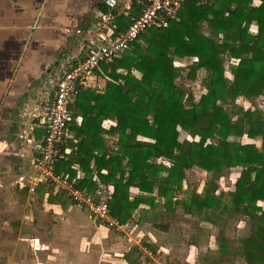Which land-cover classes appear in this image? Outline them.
I'll return each mask as SVG.
<instances>
[{
  "label": "trees",
  "instance_id": "16d2710c",
  "mask_svg": "<svg viewBox=\"0 0 264 264\" xmlns=\"http://www.w3.org/2000/svg\"><path fill=\"white\" fill-rule=\"evenodd\" d=\"M252 1L184 0L178 20L141 31L129 49L102 63L113 81L106 82L102 93L90 87L78 90L64 137V145L71 141L75 149L55 165L57 173L71 175L72 161L82 167L93 161L94 168L83 167L85 175L77 186L94 190V176L112 185L109 212L120 222L131 218L142 199L146 201L129 199L133 185L146 193L155 191L169 210L179 204L184 213L216 225V247L206 251L202 264H234L238 257L244 264H264V122L256 106L257 98L264 96V0L257 5ZM118 17L121 26L131 19ZM251 24L255 32L249 30ZM193 56L197 60L188 65L187 76L195 79L196 70L202 69L206 91L195 101L190 94L185 104L180 98L184 89L174 81L181 67L173 62ZM230 58L237 59L228 65L232 79L224 73ZM239 96L255 108L244 110L235 103ZM77 115L82 116L78 127ZM106 117L116 120L107 130L117 135L111 152L102 149L97 128ZM182 132L193 139H179ZM242 136L259 140V147L237 139ZM213 138L217 140L210 141ZM193 166L209 173L204 189L175 198ZM230 168H238L232 187L216 192L217 180ZM239 217L248 225L245 235L237 234ZM140 255L139 247L133 246L124 257L129 264H142Z\"/></svg>",
  "mask_w": 264,
  "mask_h": 264
},
{
  "label": "crops",
  "instance_id": "0c3cea01",
  "mask_svg": "<svg viewBox=\"0 0 264 264\" xmlns=\"http://www.w3.org/2000/svg\"><path fill=\"white\" fill-rule=\"evenodd\" d=\"M115 1L117 10L106 0H0V206L13 211L7 220H0L3 224L0 226V264H75L67 257L61 258L59 251L57 256L47 253L53 245L50 246L51 241L46 239L61 232V228L69 227L65 219L71 214L80 216L82 207L62 192L57 194L52 184L40 183L30 192L26 187H20L16 178L39 156L46 103L51 99L57 78L82 55L85 39L102 22V16L109 13L113 16L110 22L123 30L138 15V0ZM120 15L130 16V22L121 26ZM106 82L100 80L102 89L95 91L102 93ZM104 120H114L115 124L116 120L106 117L101 121V127H97L104 142L102 149L111 152L116 148L117 135H111L107 130L115 124L106 126ZM81 122L82 116L77 115L76 126ZM79 138L75 137L76 140ZM68 144L66 154L75 149L71 141ZM83 167L94 168L95 165L90 161L89 166L84 164ZM83 167L75 160L70 165L72 173L69 176L76 184L85 175ZM100 170L103 174L107 172L106 168ZM128 193L129 199L142 197L146 201L142 199L131 218L122 222L123 230L112 227V231L92 215L69 218L72 231L76 230L74 225L77 224L79 231H89L93 225L101 232L105 264H129L124 254L133 246L139 247L142 264H194L195 260L202 264L206 251L216 247V225L197 218H173L176 213L184 217L188 214L179 204L173 210L167 209L164 199L155 191L146 193L131 185ZM175 198L180 199L177 195ZM259 202L262 201H257L261 205ZM34 210L47 218H33ZM194 220L198 225L192 234L190 228ZM78 241L71 240L74 253L78 252ZM82 261L78 264H96L94 260Z\"/></svg>",
  "mask_w": 264,
  "mask_h": 264
},
{
  "label": "built area",
  "instance_id": "2783aa9c",
  "mask_svg": "<svg viewBox=\"0 0 264 264\" xmlns=\"http://www.w3.org/2000/svg\"><path fill=\"white\" fill-rule=\"evenodd\" d=\"M106 1L110 7L117 10L115 0ZM256 1L257 4L260 3V0ZM138 2L140 3L138 15L133 17L123 30L117 29L116 25L110 22L113 16L109 13L103 15L102 22H99L96 30L85 39L82 55L69 64L57 78L51 99L46 103L44 134L39 144V156L34 158L28 169L16 178V183L20 187H26L30 192H33L40 183L52 184L56 191L64 192L73 203L85 208L94 218L118 230H123L124 224L110 214L108 207L113 191L112 185L103 184L94 176L96 181L94 190L80 188L69 174L57 173L55 165L58 158L68 152L64 145V137L67 133V123L72 117L70 105L75 100L78 90L90 87L100 91L102 89L100 80L113 81L103 71L101 64L110 63L124 50L129 49L141 31L149 27H165L171 20H178V10L184 0H138ZM190 58L192 62L197 60L195 56ZM121 72L125 71L121 69ZM104 123L108 126L115 124V121L104 120Z\"/></svg>",
  "mask_w": 264,
  "mask_h": 264
},
{
  "label": "rangeland",
  "instance_id": "374dc122",
  "mask_svg": "<svg viewBox=\"0 0 264 264\" xmlns=\"http://www.w3.org/2000/svg\"><path fill=\"white\" fill-rule=\"evenodd\" d=\"M252 4H257V1L254 0L252 1ZM249 30L251 32H255V26L254 24H251L249 27ZM221 36V35H220ZM218 36V39H221V37ZM177 59L174 60V65L175 66H180V64H183V67L178 71L174 81L180 85L184 89V94H181L180 98H183V103H188V97L191 94L193 96L194 101L198 99V97L203 94L206 91L205 85L202 83L203 81V76L204 73L201 69L196 70V77L195 79H190L187 76L188 73V65L192 62V58H185V59ZM237 59L235 58H230L229 62H226L225 64V76L229 79H232V75L228 69V65L231 63H236ZM195 62V61H194ZM231 62V63H230ZM235 103L242 106V108L245 109H251L253 110L255 108V105H252L246 98L243 96H239L235 99ZM256 106L263 112V122H264V96H259L256 101ZM236 118V115L233 116V119ZM140 140H143L142 136L137 137ZM179 139H188L192 140L193 136L190 135L189 133H184L182 132L179 135ZM196 139V137H195ZM243 143L247 142H253L257 147L260 145L259 140H252L249 139L248 137L242 136L240 138H237ZM217 139L213 138L210 139V141L215 142ZM158 161L160 160L164 164H170L169 161L165 158H158ZM238 176V168H230L228 170H225L223 172V175L220 177L219 180H217L218 188L216 192H218L220 189L228 191ZM186 179L184 180V184L182 185L181 191H178L176 194L180 198H184L189 194L190 191L196 190V191H202L204 189L205 183L209 178V173L206 172L204 169L199 168L197 166H193L192 169L186 171ZM262 204V202H259ZM75 205V204H74ZM260 205V204H259ZM7 208L9 205L6 206ZM13 211H8L7 209L3 208L0 206V213L1 218L0 220L5 221L7 218H9L8 215H10ZM81 215L80 216H74L75 214H71L69 218H83L86 215L90 216V214L85 210V208H80ZM43 215V216H42ZM175 215V214H174ZM32 217L33 218H47L44 214H37V211L34 210L32 211ZM49 218V217H48ZM69 218H66L69 227L66 229L61 228V232H57L55 235H50L46 240L51 241L50 246L53 245L52 247L49 248L47 253H53L56 254L58 251L60 252L61 258H68V261L74 262L75 264H78V262H83L82 260L85 261V259L94 260L93 262H96V264H105L104 257L105 254L103 253L104 248L101 245V239L103 238L102 234L100 231H98L93 225H90L91 229L88 231V229L85 230H78L77 229V224L74 225L76 230L72 231L73 229V224L72 221L69 220ZM172 218V217H171ZM173 218H194L193 216L189 215L184 217V215H181L180 213H176V216ZM1 223V222H0ZM3 223V222H2ZM3 224H0V226ZM198 225V222L194 220V222L191 224L190 230H193L194 234V229ZM1 228V227H0ZM237 232L239 235H245L248 232V225L245 223L243 217H239L237 224H236ZM215 230V229H214ZM4 231H2L3 233ZM74 233V234H73ZM72 234V235H71ZM191 234V233H189ZM59 235V237H58ZM53 237V238H52ZM58 237V239L56 238ZM79 239L78 241V252L74 253V250L72 247H70L71 240ZM45 240V241H46ZM69 241V243H68ZM4 242V241H3ZM4 244V243H2ZM57 246V247H56ZM54 250V251H53ZM53 251V252H52ZM89 253V255H86ZM57 256V254H56ZM49 257H51V254H49ZM200 258V256H199ZM87 262V261H85ZM197 264V260H195V263ZM234 264H244V260L240 257L236 258L234 261Z\"/></svg>",
  "mask_w": 264,
  "mask_h": 264
}]
</instances>
